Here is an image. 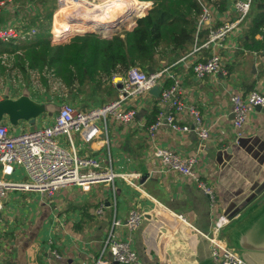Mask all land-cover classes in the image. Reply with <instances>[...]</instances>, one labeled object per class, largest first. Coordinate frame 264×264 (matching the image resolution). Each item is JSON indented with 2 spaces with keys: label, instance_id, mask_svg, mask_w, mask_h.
Returning a JSON list of instances; mask_svg holds the SVG:
<instances>
[{
  "label": "crops",
  "instance_id": "crops-1",
  "mask_svg": "<svg viewBox=\"0 0 264 264\" xmlns=\"http://www.w3.org/2000/svg\"><path fill=\"white\" fill-rule=\"evenodd\" d=\"M137 1L142 3L139 14H145L152 6V1ZM145 6V11H142ZM75 10H71L72 14L63 10L67 18L57 13L59 23H55L52 30L55 39L63 41L71 33L89 31L60 34L56 30L65 24L64 21L79 24L83 17ZM10 17L9 12L1 13L0 23ZM240 41L241 38L237 39L224 51L228 59L227 76L207 75L204 79H197L188 65L187 56L172 66L165 62L161 64L168 65L182 80L187 101L199 105L212 127L210 140L203 142L194 130H173L168 124H163L157 138L151 140L146 133L147 122L157 106L158 96L141 107L132 125L110 124L109 144L103 141L102 135L91 141H84L77 135L81 152L98 156L104 163L111 158L114 169L119 172H140L142 189L117 177L114 183L95 184L88 191L65 188L53 198H43L34 192H9L0 213V264H48L54 248L61 253L60 258H53L57 264H95L113 219L116 216L127 217L134 208L143 212L139 226L134 230L119 227L117 231L131 240L139 256V264H219L212 255L210 241L204 232L211 228L218 215L225 210H233L232 205H240L264 184V107H256L251 112L239 142L232 127L231 93L234 90L248 92L253 88L264 91V58L261 53L244 51ZM206 55V48L194 53V57L201 59ZM117 92L116 87V95ZM31 93V98L36 101H49L36 98L34 92ZM20 95H12L9 90V94L4 91L0 99ZM56 114L45 111L34 122L19 120L18 126H13L7 118L3 121L11 132H20L51 124ZM179 118L182 123L193 127L187 115L181 114ZM156 143L175 148L183 154H199L201 176L214 186L219 199L215 209L195 180L164 168L154 159ZM11 177L27 176L19 167ZM259 200L264 202V190L249 206ZM102 202L105 208L100 216L96 209ZM171 212L187 214L194 225L172 221ZM230 223L231 219L222 230L223 237ZM105 257L109 259L106 264H123L109 252Z\"/></svg>",
  "mask_w": 264,
  "mask_h": 264
},
{
  "label": "built area",
  "instance_id": "built-area-1",
  "mask_svg": "<svg viewBox=\"0 0 264 264\" xmlns=\"http://www.w3.org/2000/svg\"><path fill=\"white\" fill-rule=\"evenodd\" d=\"M58 8L62 4L81 3L92 7L97 0H57ZM26 13L19 11L18 0H0V14L15 9L17 14L6 22L0 23V41L17 39L26 32V25L33 13L31 2H26ZM252 0H227L224 12L215 13L203 5V15L198 30L207 29L204 42L195 45L186 55L188 65L197 79L207 75H229L228 59L224 51L233 42L242 38L244 20L251 8ZM202 48L208 49L204 58L194 57ZM264 58V51L261 53ZM168 81H171L168 84ZM113 84L117 95L108 101L82 108L77 101L60 100V107L51 124L11 132L9 126L0 121V213L11 191H26L39 194L43 198H53L65 188H79L88 191L99 183H114L122 177L132 186L142 189L140 172H119L114 169L111 158L109 162L95 155L83 153L79 149L77 135L84 141H91L100 135L103 141L110 143V124L130 126L141 109L156 97L151 89L158 85L161 89L157 97L159 108L156 120L147 126L146 133L151 140L158 136L160 127L168 124L173 130H194L198 138L206 142L212 138V127L196 102H188L185 86L168 65L154 68L153 71L132 66L124 76H114ZM121 83V86H118ZM232 127L236 141L245 133L250 114L256 107H264V91L253 88L248 92L234 90L231 93ZM181 114L187 115L193 122L182 123ZM65 135L68 145L60 142L58 136ZM154 159L164 168L172 169L181 176L195 180L209 198L215 209L218 203L214 186L207 182L199 170L200 158L197 153L183 154L167 145L156 143L153 149ZM22 167L26 178H12ZM104 203L96 209L100 216L104 214ZM143 218V212L134 208L125 218L116 216L104 240L100 256L95 264H106L109 259L105 253L123 264H139V256L131 240L119 235L117 228L136 229ZM170 219L193 226L194 224L183 212H171ZM230 219L223 213L218 215L211 228L204 232L210 241L211 252L219 264H247L224 239L222 230ZM48 264H57L54 257H61L57 248L52 249Z\"/></svg>",
  "mask_w": 264,
  "mask_h": 264
},
{
  "label": "trees",
  "instance_id": "trees-1",
  "mask_svg": "<svg viewBox=\"0 0 264 264\" xmlns=\"http://www.w3.org/2000/svg\"><path fill=\"white\" fill-rule=\"evenodd\" d=\"M19 1L42 3L41 10L26 25V28L33 27L37 32L45 28L40 23L36 25V20L41 22L44 14L51 15L58 6L57 0ZM152 2L149 10L138 16L131 30L108 37L87 32L62 44H51V41L42 37L21 47L18 53L27 52L31 66L53 71L52 80L57 82L56 91L65 97L85 95L88 103H82V108L108 101L116 96V87L112 82L114 76H124L132 66L148 69L158 68L163 62L171 66L177 64L195 45H200L207 38V29L198 30L203 5L217 14L227 6V0ZM146 6L142 11H145ZM14 40L0 41L3 45L1 48L9 49V45H14ZM240 45L244 51H264V0H252L244 20ZM52 80L46 81L47 88H53ZM158 112L157 105L151 112L148 125L156 120Z\"/></svg>",
  "mask_w": 264,
  "mask_h": 264
},
{
  "label": "rangeland",
  "instance_id": "rangeland-1",
  "mask_svg": "<svg viewBox=\"0 0 264 264\" xmlns=\"http://www.w3.org/2000/svg\"><path fill=\"white\" fill-rule=\"evenodd\" d=\"M19 1V0H18ZM100 3H103L108 0H97ZM152 1V0H150ZM20 2V1H19ZM58 3V2H57ZM153 2L150 4L152 5ZM26 2H20L19 4V11L23 13H26ZM33 6L32 14L30 18L34 15H36L42 7V3H31ZM98 4V3H97ZM69 6L70 8L67 10L69 13L72 14L71 8L74 7ZM99 5V4H98ZM97 6H95L97 9ZM150 6V5H149ZM86 7V6H85ZM88 8V6H87ZM58 11V6L54 10V12L51 15L44 14L43 20L37 21L40 26L45 28L44 31H39L33 27L26 28V32L20 36L19 38L14 40V45H9V49H6V47L1 48L3 45L0 44V96L2 97V94L4 91L9 88L10 94L15 95L17 93H29V95H32L31 91L34 92V96L36 98H40L42 100L46 101L48 109L47 113H55L58 111L60 107V100H69L72 99L73 101H77L79 105L82 103L87 102V97L85 95H81L79 97L76 96H70L65 97L64 94H61L57 90L56 81L52 80L54 76L53 71H48L46 68L43 67H33L30 65V61L27 58V52H22L23 54L18 53L22 50L21 47L26 46V44L31 43V41L35 42L39 38H45V40L51 41V44H62L66 43L68 41L73 40L74 38L81 37L87 32H95L100 34L102 37H108L111 35L110 32H105L100 28H94V30L85 31L84 33H71L69 34L67 39L63 41H59L58 39H55L53 34V27L54 24L57 22V15L56 12ZM11 14V17H14L17 14V11L15 9H11L8 11ZM85 12V11H83ZM91 12V10H90ZM67 13V14H69ZM139 13L135 14V18L138 17ZM140 15V14H139ZM41 18V17H40ZM70 18V17H69ZM137 23V22H136ZM78 24V23H77ZM83 24V22H79L78 25ZM136 25V24H135ZM134 27V26H133ZM133 27H124V25L119 26L118 32H124L127 30L133 29ZM91 28V27H90ZM48 29V30H47ZM87 30V29H85ZM116 32V31H115ZM117 33V32H116ZM38 34V35H37ZM37 37L35 38V36ZM113 35V34H112ZM35 38V39H34ZM51 79L52 80V86L53 88H47L46 87V81ZM59 80V79H58ZM33 96V95H32ZM88 103V102H87ZM13 126H18V124H13ZM58 139L62 144L65 146H69L68 142H66L67 137L65 135L58 136ZM68 141V139H67Z\"/></svg>",
  "mask_w": 264,
  "mask_h": 264
},
{
  "label": "water",
  "instance_id": "water-1",
  "mask_svg": "<svg viewBox=\"0 0 264 264\" xmlns=\"http://www.w3.org/2000/svg\"><path fill=\"white\" fill-rule=\"evenodd\" d=\"M120 25H123L122 22L117 21L111 35L118 32ZM149 70L153 71L154 68ZM118 86H121V83H118ZM151 92L159 96L161 89L156 85ZM5 94H9V88L5 90ZM47 109V103L34 100L29 93L16 98L7 96L0 99V121L7 118L12 124H18L21 119L34 122ZM263 190L264 184L243 203L234 204L233 210L224 212L231 219V223L226 227L224 239L247 264H264V202L259 200L249 206Z\"/></svg>",
  "mask_w": 264,
  "mask_h": 264
},
{
  "label": "bare ground",
  "instance_id": "bare-ground-1",
  "mask_svg": "<svg viewBox=\"0 0 264 264\" xmlns=\"http://www.w3.org/2000/svg\"><path fill=\"white\" fill-rule=\"evenodd\" d=\"M98 4L87 8L81 3H77L71 9H76L75 11L79 12L83 17V19L79 22L85 20V23L74 25L73 23L64 21L65 24H63V26L57 27L56 30L60 34L71 33L73 31L85 29L94 30V28H100L105 32H112L117 21L122 22L124 27H130L132 24H135L137 19L135 18V14L138 13L139 9L142 8V3L137 0H108ZM72 5L73 4L70 3L62 4L58 8L56 15L58 12H60L62 16L67 18V14L63 10H68L70 8L69 6ZM97 5V9H95V6ZM56 23L59 22L57 21Z\"/></svg>",
  "mask_w": 264,
  "mask_h": 264
}]
</instances>
